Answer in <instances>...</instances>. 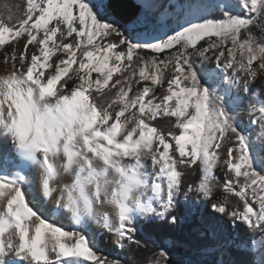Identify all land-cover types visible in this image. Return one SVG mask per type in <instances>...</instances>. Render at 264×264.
<instances>
[{
	"label": "snow or ice",
	"instance_id": "1",
	"mask_svg": "<svg viewBox=\"0 0 264 264\" xmlns=\"http://www.w3.org/2000/svg\"><path fill=\"white\" fill-rule=\"evenodd\" d=\"M0 61V264H127L106 236L188 213L145 264H264V0H11Z\"/></svg>",
	"mask_w": 264,
	"mask_h": 264
},
{
	"label": "rangeland",
	"instance_id": "2",
	"mask_svg": "<svg viewBox=\"0 0 264 264\" xmlns=\"http://www.w3.org/2000/svg\"><path fill=\"white\" fill-rule=\"evenodd\" d=\"M163 2L167 3V0H163ZM120 23H121V22H120ZM254 34L257 35V36L261 35L259 29H255ZM0 64H3L2 61H0ZM260 87H261V81L258 80V81L253 85V88H260ZM248 119H249V117L245 116V122H246V123H247ZM251 130H252V132H253V136H254V137L257 136V135L259 134V130H258V129L253 128V129H251ZM256 132H257V134H255ZM259 142H260V141H258V143H259ZM195 173H196V172H195ZM196 176L198 177V179H196V182H195V183H197L198 180H199V172L196 173ZM217 192H218V194H219V199H220V201L223 202V198H224V196H225L226 194L223 193L222 189L219 188V187H218V189H217ZM229 200L231 201V203L229 204V207H232V205L235 203L236 198H235V197H229ZM177 213H178V212H177ZM179 214H180V215H183V214H184V213H183V207H182L181 212H179ZM188 216H189L188 221H183V220H182L181 225L175 227V231H178V233L181 234V233L183 232V234H186L185 237H183V235H182V236L180 235L178 239L176 238V240H180V241L185 242V243L191 242V241L195 238L194 235H193V233H192V227H193V225H192V226H186V224H193V223H196L197 220H198V218H194V217H193V216H195L194 213H188ZM113 239H114V237H112V236H110V235H109V236H106V237L104 238L103 245H101V250H102V252H103L104 254L119 255V256H121L123 259L126 260L127 264H145L146 259L144 260V259L142 258L143 260H139V258H137V257L135 256V254H137V252H138L140 249H144V250L146 249L147 251H149V257H150L151 254H152V252L155 251V249H156V244H154L153 241H156L157 243H159V242L156 240L157 238H156V239L154 238V239H151V240L148 239V240H146V241H147V244H146V243H144V244L141 243V245H140L139 247L135 248L136 250H134L133 252H129V251H128V252L125 253V252H120L119 250L115 249V247L107 246V245H110L109 243L112 244ZM172 239H173V238H169V237L167 236V238L164 239L162 242H170ZM256 240H257V243H259L260 241L264 240V235H261V234L257 233V234H256ZM108 242H109V243H108ZM150 243H151V245L154 244V248H152V247L150 246ZM104 244H105V246H104ZM106 244H107V245H106ZM144 245H147V248H145ZM138 249H139V250H138ZM140 259H141V258H140ZM253 259L255 260V256H253Z\"/></svg>",
	"mask_w": 264,
	"mask_h": 264
},
{
	"label": "trees",
	"instance_id": "3",
	"mask_svg": "<svg viewBox=\"0 0 264 264\" xmlns=\"http://www.w3.org/2000/svg\"><path fill=\"white\" fill-rule=\"evenodd\" d=\"M3 2H11V0H0V3H3ZM197 173V172H196ZM196 173L194 172L193 174H189L185 177V179L187 180V182L189 183H193L195 184L196 182V179H198V177L196 176ZM177 215H180L179 212L177 213ZM194 218H197L196 216H193ZM195 223L193 224H186V226H192L194 225ZM175 227L176 226H162V227H159V228H155V229H149L148 231L145 232V234L141 235L139 237V240H140V244L139 245H130L126 248V250L124 251L125 253L126 252H133L134 250H136L135 248L139 247L141 245V243H146L147 244V241L146 240H151V239H156L159 243L162 242L164 239L167 238V236L169 238H173V239H178L179 236L183 235V237L186 236V234H183V232L180 234L178 233V231H175ZM172 239V240H173ZM150 246L152 248H154V244L151 245L150 243ZM139 250V249H138ZM135 256L137 258H139V260H145L146 258L149 257V251H147L146 249H140L137 254H135ZM141 258V259H140ZM143 258V259H142Z\"/></svg>",
	"mask_w": 264,
	"mask_h": 264
},
{
	"label": "water",
	"instance_id": "4",
	"mask_svg": "<svg viewBox=\"0 0 264 264\" xmlns=\"http://www.w3.org/2000/svg\"><path fill=\"white\" fill-rule=\"evenodd\" d=\"M127 10L126 9H118L117 16L121 23H124L127 20Z\"/></svg>",
	"mask_w": 264,
	"mask_h": 264
},
{
	"label": "bare ground",
	"instance_id": "5",
	"mask_svg": "<svg viewBox=\"0 0 264 264\" xmlns=\"http://www.w3.org/2000/svg\"><path fill=\"white\" fill-rule=\"evenodd\" d=\"M3 71H4V66H3V64H0V73H3ZM255 134H257V132L255 133ZM260 142L259 143H264V138H261L260 140H259ZM109 243V242H108ZM110 245H107V246H110V247H114V245H113V243L111 244V243H109ZM103 245V244H102ZM104 246H105V244H104Z\"/></svg>",
	"mask_w": 264,
	"mask_h": 264
}]
</instances>
